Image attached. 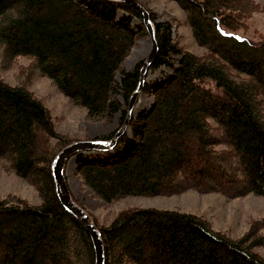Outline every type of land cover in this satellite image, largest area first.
Segmentation results:
<instances>
[{
    "label": "trees",
    "instance_id": "trees-1",
    "mask_svg": "<svg viewBox=\"0 0 264 264\" xmlns=\"http://www.w3.org/2000/svg\"><path fill=\"white\" fill-rule=\"evenodd\" d=\"M176 1L206 52L181 49L172 23L149 11L159 47L150 68L173 65L174 55L179 63L163 79L145 82L153 101L133 112L114 148L74 155L76 172L110 203L188 189L264 196V36L235 34L264 12V3ZM135 17L141 21L133 25ZM145 28L141 11L121 0H0V64L26 56L20 76L39 72L85 108L87 119L119 112L122 125L144 61L121 65ZM76 140L56 128L50 107L27 83L0 77L1 167L41 197L0 199V264H96L92 237L61 202L52 170L56 155ZM91 217L105 264H264L255 250L264 244V220L232 237L201 214L175 209L130 206L108 225Z\"/></svg>",
    "mask_w": 264,
    "mask_h": 264
},
{
    "label": "rangeland",
    "instance_id": "rangeland-1",
    "mask_svg": "<svg viewBox=\"0 0 264 264\" xmlns=\"http://www.w3.org/2000/svg\"><path fill=\"white\" fill-rule=\"evenodd\" d=\"M139 1L154 14L156 21L168 20L172 23L173 39L181 49L196 54L206 52V48L196 41L193 29L186 19V13L176 0ZM258 1L264 3V0ZM140 21L141 18L135 17L133 25ZM235 34L240 37L254 39L264 36V12L254 13L247 20V26L235 31ZM151 47V38L146 29V32L142 31L138 34L135 44L122 63L121 68L132 69L140 60L144 61ZM179 58L180 55H174L172 58L173 65L171 66H162L155 69L149 67L146 82L163 79L166 75L172 73L179 63ZM29 63L30 59L26 56H19L17 62L11 66H4L1 63L0 77L10 84L27 83L29 89L42 98L45 104L50 107L58 130L66 133L72 139L85 140L109 136L120 128L119 112L114 114L113 117H106L98 121L89 120L86 117V109L71 103L65 95L57 90L49 77L39 72L33 73L26 79L20 76V67ZM120 77L121 72L119 70L117 79H120ZM152 101V93L142 91L135 105L134 113H137L143 107H149ZM76 165V156H72L65 165V177L72 197L79 200L82 207L103 225H108L120 210L130 206L175 209L201 214L209 219L215 229L226 231L232 237L243 235L253 221L264 220V196L254 194L228 197L220 192H199L188 189L175 194L130 195L115 202H106L96 196L85 184L82 177L76 172ZM9 194H16L32 203L41 202V197L33 185L17 174L5 171L0 164V199ZM255 250L264 255V244L255 247Z\"/></svg>",
    "mask_w": 264,
    "mask_h": 264
},
{
    "label": "water",
    "instance_id": "water-1",
    "mask_svg": "<svg viewBox=\"0 0 264 264\" xmlns=\"http://www.w3.org/2000/svg\"><path fill=\"white\" fill-rule=\"evenodd\" d=\"M121 1L131 4L132 6L141 11L143 15L144 24L152 42V47L147 57L144 59V63L141 67L139 84L130 97L126 118L120 128L114 133L111 138H89L85 140H76L70 143L69 145L65 146L56 155L52 163V170L55 178L58 196L63 205L84 223L88 232L90 233L96 251V264H105L104 243L101 231L99 230L95 221L92 219L91 215L73 199L65 177V165L67 164L68 160L77 152L96 150L108 151L116 146L119 137L122 136L129 129L135 105L138 101L139 95L141 94L145 86L148 69L152 64L153 60L155 59L159 48L155 34V25L150 17L149 10L138 0Z\"/></svg>",
    "mask_w": 264,
    "mask_h": 264
}]
</instances>
